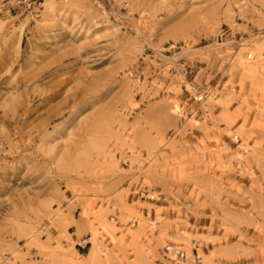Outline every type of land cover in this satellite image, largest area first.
<instances>
[{
  "label": "rangeland",
  "instance_id": "obj_1",
  "mask_svg": "<svg viewBox=\"0 0 264 264\" xmlns=\"http://www.w3.org/2000/svg\"><path fill=\"white\" fill-rule=\"evenodd\" d=\"M0 264H264V0H0Z\"/></svg>",
  "mask_w": 264,
  "mask_h": 264
},
{
  "label": "built area",
  "instance_id": "obj_2",
  "mask_svg": "<svg viewBox=\"0 0 264 264\" xmlns=\"http://www.w3.org/2000/svg\"><path fill=\"white\" fill-rule=\"evenodd\" d=\"M179 253V252H178ZM180 256H183V254L182 253H180Z\"/></svg>",
  "mask_w": 264,
  "mask_h": 264
}]
</instances>
